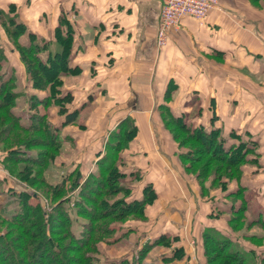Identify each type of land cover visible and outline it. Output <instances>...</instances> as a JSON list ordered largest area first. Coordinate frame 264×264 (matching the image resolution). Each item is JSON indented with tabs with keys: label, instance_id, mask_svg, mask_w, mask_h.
I'll return each mask as SVG.
<instances>
[{
	"label": "crops",
	"instance_id": "0c3cea01",
	"mask_svg": "<svg viewBox=\"0 0 264 264\" xmlns=\"http://www.w3.org/2000/svg\"><path fill=\"white\" fill-rule=\"evenodd\" d=\"M9 3L16 4L18 21L47 42L55 40L62 15L73 26L72 65L81 71L63 75L62 90L74 93L70 108H80L78 122L84 127L62 128V152L53 169L70 171L79 166L87 175L119 122L132 117L137 124V136L122 152V169L139 172L141 177L131 181V198L141 197L146 185L153 186L158 196L147 205L145 219L125 223L129 235L116 243L123 244L121 255L136 253L166 234L176 239L168 246L155 245L143 264H162L161 257H169L179 247L185 249L183 259L174 258L169 264H205V228L242 239L246 245H250L247 237H261L264 248L260 224H246L238 232L229 226L226 195L237 189L238 182H229L224 191L207 183L204 193L196 175L184 169L159 111L171 83L176 87L173 99L166 103L174 113L195 125L221 128L228 142L233 141L232 131L257 142L260 161L243 166L239 184L246 188L248 220L264 221L263 0H220V7L209 12L204 24L185 16L169 31L162 47L157 45L158 0H0V7ZM21 38L27 41L26 35ZM0 45L16 69L21 91L26 85L24 66L1 25ZM27 90L43 94L29 86ZM212 103L216 120L211 118ZM58 109H48L55 124L61 120Z\"/></svg>",
	"mask_w": 264,
	"mask_h": 264
},
{
	"label": "trees",
	"instance_id": "16d2710c",
	"mask_svg": "<svg viewBox=\"0 0 264 264\" xmlns=\"http://www.w3.org/2000/svg\"><path fill=\"white\" fill-rule=\"evenodd\" d=\"M18 14L14 3L0 7V25L19 53L26 82L25 88L18 91L22 83L15 67L8 63L5 47L0 45L2 163L36 194L44 195L50 209L40 201L32 202L34 194L25 189L14 193L16 204L12 209L0 205V264H101L105 258L100 254V244L111 245L129 235L125 223L145 219L147 205L158 196L153 186L146 185L141 197L131 198V181L141 177L139 172L122 169V152L137 136V124L132 117L119 122L109 133L95 168L87 175L77 166L59 181L49 180L47 172L62 152V128L69 124L84 127L78 122L80 108H70L74 93L62 90L63 75H76L81 67L72 65L74 30L65 15L55 28V40L47 42L28 31L26 24L18 21ZM23 35L27 41L22 40ZM28 86L43 94L28 91ZM175 87L170 83L166 88L159 111L179 148L178 157L185 170L196 173L201 189L209 183L224 191L229 182L237 181V189L226 195L229 226L239 231L248 222L247 226L258 223L264 229L259 217L247 221L248 196L239 184L243 166L260 161L257 142L243 138L237 131L231 132L233 141L228 142L221 128L195 125L183 114L174 113L166 102L173 99ZM50 106L59 108L60 123L49 119ZM211 109V118L216 120L215 104ZM3 184L0 178V189ZM202 232L205 264H264L261 237H247L250 245H246L214 228ZM174 239L163 234L136 253L108 260L112 264H143L155 245L168 246ZM184 255V247L175 248L169 257H161V262L169 264Z\"/></svg>",
	"mask_w": 264,
	"mask_h": 264
},
{
	"label": "rangeland",
	"instance_id": "374dc122",
	"mask_svg": "<svg viewBox=\"0 0 264 264\" xmlns=\"http://www.w3.org/2000/svg\"><path fill=\"white\" fill-rule=\"evenodd\" d=\"M8 65V64H6ZM193 115V114H192ZM188 117V116H187ZM27 117L24 118V120H26ZM189 121V120H188ZM191 121V120H190ZM189 121V122H190ZM164 123V122H163ZM182 137V136H181ZM2 156H3V152L0 149V178L3 179L4 184L1 186L0 189V205L2 206H6V208L8 209H12V207H14V205L16 204V196L14 195L15 192H20L23 191L24 189L27 190L30 194H34V197L31 199L32 202H41L42 205L46 208V209H50L48 206V202L47 199L45 198L44 195L42 194H36L33 190V188H30L26 182L19 180L15 175H12L10 173V171H8L2 163ZM124 164V163H123ZM122 164V165H123ZM19 166L23 167L22 164H20ZM185 169V167H184ZM197 170H199L197 168ZM127 172H130L131 170L128 169L126 170ZM188 172V171H187ZM68 173L67 169L66 170H58V169H49V171L47 172V177L49 180H56L59 181L60 178H62V176H66ZM192 173V172H190ZM193 175H195L194 173H192ZM197 177V176H196ZM198 180V179H197ZM129 182V181H128ZM128 182L125 181V183L128 184ZM204 189V187H203ZM204 193H205V189H204ZM38 195V197H36ZM252 195V194H251ZM246 215V213H245ZM248 219V217H247ZM250 221V220H247ZM248 223V222H247ZM246 223V224H247ZM244 227V226H243ZM238 232V231H237ZM242 241V239H241ZM121 248H123V244L121 246H119L116 243H111V245H105L104 247L101 248V246L99 247V249H101L100 254H102L103 259L101 261V264H112L111 262H109L112 257H117L119 258V256L121 255L120 251ZM105 250H109L108 252H106ZM105 251V253H104Z\"/></svg>",
	"mask_w": 264,
	"mask_h": 264
},
{
	"label": "built area",
	"instance_id": "2783aa9c",
	"mask_svg": "<svg viewBox=\"0 0 264 264\" xmlns=\"http://www.w3.org/2000/svg\"><path fill=\"white\" fill-rule=\"evenodd\" d=\"M161 5L160 22L157 30V45L162 47L169 38V31L176 29L183 17L195 18L204 24L206 16L218 9L220 0H158Z\"/></svg>",
	"mask_w": 264,
	"mask_h": 264
}]
</instances>
